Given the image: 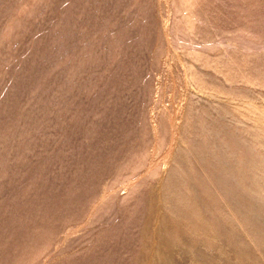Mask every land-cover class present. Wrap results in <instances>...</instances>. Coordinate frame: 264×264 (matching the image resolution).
<instances>
[{"label":"rangeland","instance_id":"1","mask_svg":"<svg viewBox=\"0 0 264 264\" xmlns=\"http://www.w3.org/2000/svg\"><path fill=\"white\" fill-rule=\"evenodd\" d=\"M0 264H264V0H0Z\"/></svg>","mask_w":264,"mask_h":264}]
</instances>
